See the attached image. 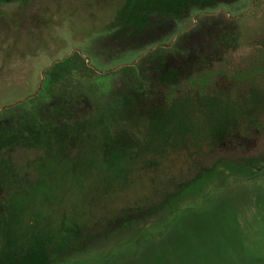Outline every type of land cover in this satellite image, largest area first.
<instances>
[{"label":"rangeland","instance_id":"rangeland-1","mask_svg":"<svg viewBox=\"0 0 264 264\" xmlns=\"http://www.w3.org/2000/svg\"><path fill=\"white\" fill-rule=\"evenodd\" d=\"M121 2L0 0V157L50 156L57 166L45 169L47 180H34L30 165L19 173L22 190L33 185L19 197L21 213L0 224V252L51 237L40 264H264V128L239 131L193 162L181 153L171 183L114 213L91 199L100 198L91 186L100 171L85 165L98 160L105 127L130 139L135 105L145 98L139 92L160 97L156 60L142 59L151 51L165 50L157 57L179 65L207 27L232 26L237 38L212 43L189 71L228 91H250L241 79L229 84L264 57V0H185L174 15L153 8L138 24L115 15ZM33 12L38 25L25 17ZM131 92L127 114L122 96ZM75 225H84L78 236L62 238L63 227Z\"/></svg>","mask_w":264,"mask_h":264},{"label":"trees","instance_id":"trees-1","mask_svg":"<svg viewBox=\"0 0 264 264\" xmlns=\"http://www.w3.org/2000/svg\"><path fill=\"white\" fill-rule=\"evenodd\" d=\"M121 1L115 15H120L123 23L133 17L137 24L150 9L159 8L166 11V14L174 15L177 6L185 2V0ZM15 13L19 14V10ZM27 16L30 19L28 21L35 25L42 22L35 21V12L26 14L25 17ZM18 21L19 19L17 24ZM230 27L228 30H221L218 26L216 30H212L211 26L207 27L200 43H188L183 57L185 62L179 65L176 63L167 65L163 58L157 57L161 51H165L162 49L151 51L142 58L156 60L151 68L152 79L158 85L157 91L160 97L154 99V96L149 97V93L139 92L138 97L145 98L138 100L135 105L137 109L135 118L139 119V123L130 135V139L119 140L111 130L105 127L104 135L100 138L98 160L88 157L85 162V165L88 164L87 169L95 166L100 171L95 172L98 176L91 184L92 188L96 189L95 194L100 198L91 199L104 200L103 208H105L102 210L105 213L108 211L114 213L121 207L136 208L144 203H139L137 200H149L165 185L171 183L169 180L172 173L171 166L181 153L188 154L193 162L198 158L194 156L201 150H212L221 144L223 139L236 137L239 131L264 128V122L259 120V113L264 114V57L256 58L247 68L241 69L242 76L237 80L241 79L250 83L248 86L250 91H243V93L228 91V87L220 88L221 81L218 83L214 80V82L212 76L205 80L196 78L197 76L193 79L189 71L190 63L194 64L205 57L206 51L211 50L212 43L218 46L223 38H237L233 33L234 27ZM237 80L234 83H228L229 86L233 87L243 82ZM203 81L206 82L201 83ZM133 96V92L122 96V103L127 114H131L129 102ZM150 98L152 103L147 101ZM145 101L146 103L142 104ZM14 156L16 155L13 154ZM53 159L46 156L40 161L36 159V162L31 163L28 159L18 161L11 155L0 157V181L5 187L0 200V224L5 223V216L21 213L23 207L19 203V197L33 185L32 180L22 190L18 185L19 173L30 165L34 168V180L41 178L47 180L45 169L50 170L52 167L56 170L55 167H57ZM75 174L84 176L80 172ZM115 200H121L120 206L112 208ZM96 203L99 205L101 201ZM107 204L109 208L106 207ZM83 228L84 225L63 227L62 238L75 234L78 236ZM13 230L14 228L11 229L12 232ZM50 238L48 241L41 239L33 247L0 252V264H40L39 262L43 261L47 254L46 246L51 244ZM7 245H9L8 241L5 247Z\"/></svg>","mask_w":264,"mask_h":264}]
</instances>
